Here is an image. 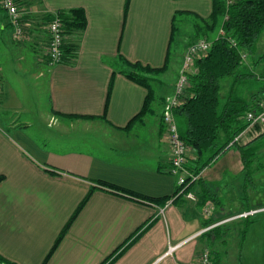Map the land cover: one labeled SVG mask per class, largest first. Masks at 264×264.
<instances>
[{"label": "crops", "instance_id": "crops-1", "mask_svg": "<svg viewBox=\"0 0 264 264\" xmlns=\"http://www.w3.org/2000/svg\"><path fill=\"white\" fill-rule=\"evenodd\" d=\"M19 1L30 13V40H14L0 10V254L17 264H194L212 239L202 232L208 216L198 203L184 197L174 201L179 176L170 172L162 108L153 100L151 111L135 119L148 89L120 71V56L152 67L168 60L159 76L167 74L174 48H182L184 58L193 41H181L199 36V31L184 32L171 40L173 23L185 15L208 19L213 1ZM78 7L86 12V29L66 36L79 43L77 58L49 64L43 45L48 31L40 30L46 16ZM262 85L251 91L245 81L235 86L233 81L231 90L234 86L247 100L258 92L259 106ZM161 87L153 88L155 95L170 94L175 83ZM252 126L239 135L243 144L264 131L263 125ZM204 176L202 171L196 189L200 195L204 184L219 207L221 198ZM238 220L229 230L238 229L241 237L243 219ZM227 232L215 242L226 246Z\"/></svg>", "mask_w": 264, "mask_h": 264}, {"label": "trees", "instance_id": "trees-1", "mask_svg": "<svg viewBox=\"0 0 264 264\" xmlns=\"http://www.w3.org/2000/svg\"><path fill=\"white\" fill-rule=\"evenodd\" d=\"M213 11L208 19H202L205 26L198 25L199 32L202 35L208 32L223 29L226 35L218 34L211 40L212 46L210 50L200 56L196 61V72L190 76V83L187 88V97L183 104L176 108L175 114L181 117L184 121V129H180L181 138L192 148L193 156L190 158L189 168L195 173L202 172L214 159L225 152L232 145L238 146L243 159L244 178L246 182L252 181V176L255 170L263 167V164H258L254 168V159L258 151L264 146V131L251 139L245 144H239L236 138L249 126L242 119V116L248 110L258 109V92L254 93L251 100H247L234 92V86L237 83L245 81L246 78L252 77V73L240 72L241 66L244 64L243 55L247 52L254 53L257 50L259 39L264 31V0H235L232 3H227L226 0H212ZM0 10H2L0 8ZM57 14L61 17L64 23V32L66 36L77 34L80 36L87 26V16L84 8H71L59 10ZM53 14L46 16V19L51 20ZM219 29V30H220ZM175 27L173 23V34L171 40H174ZM233 39L235 44L230 40ZM63 63H73L77 58L79 43L74 41H65L64 44ZM120 61H123L120 71L123 72L131 80L147 87L148 94L141 113L135 119L150 112L152 102L154 100V90L147 74H161L168 68V60L162 67H152L144 65L137 61L132 62L120 56ZM234 76V86L227 97L225 104L221 108V87L222 80L225 77ZM264 78V75L261 76ZM264 86V85H262ZM261 92V91H259ZM221 134L225 138H221ZM232 143V144H231ZM3 176H0V181ZM202 181L199 179L198 183ZM109 187L116 186L108 183H103ZM192 189V185L190 187ZM203 192L199 195V205L202 206L208 201H212L218 205V198L207 187L202 185ZM179 188H177L175 194ZM89 195L84 199L79 209L87 201ZM182 196H178L174 201H178ZM168 197L162 198L166 200ZM161 201V200H158ZM262 208V207H261ZM79 209L66 225L61 236L54 245L52 251L57 246L62 236L65 234L68 226L77 215ZM256 208H248L244 211H249ZM243 212V211H242ZM241 213V212H240ZM255 215L242 218L244 227L241 229V238H244L247 229L246 226L251 222ZM239 214V213H238ZM222 220V219H221ZM219 220L209 218L205 222V227ZM142 227L128 244H131L150 224ZM222 224L217 225L210 230L205 231L209 237L221 238L224 235ZM51 251V252H52ZM217 252H212L213 264H219V256ZM0 263L17 264L12 262L0 254Z\"/></svg>", "mask_w": 264, "mask_h": 264}, {"label": "rangeland", "instance_id": "rangeland-1", "mask_svg": "<svg viewBox=\"0 0 264 264\" xmlns=\"http://www.w3.org/2000/svg\"><path fill=\"white\" fill-rule=\"evenodd\" d=\"M3 13L5 12L3 11ZM3 13L0 14V25L3 21ZM38 24H41V22ZM197 24L205 26V22L193 15H185L183 17H179V19L177 18L174 25V39L179 38V35L184 32L186 35L189 34L190 36L196 34L199 31ZM219 29H217L216 32L210 31L205 35H202V33L199 32V36H197L194 40H188L187 42L181 41V43L187 45L192 41L194 42L202 38L212 40L218 34V32L220 33ZM9 30L8 32H5V36L7 38L8 34L10 36L11 32V30ZM40 30L45 34L47 33L45 24L41 26ZM10 42H13L11 44H17V42L12 39ZM45 44L46 42L43 43L44 48ZM181 45L183 46V44ZM25 46L30 48L28 43H26ZM181 49L182 48H179L177 51L176 47L174 48L172 54L173 58L170 64L173 69L169 70L167 74L162 76H159V74H147L148 78L150 79V83L155 90L158 91L159 88H162V82L165 84L170 83L171 81L172 84L176 83L184 60L180 51ZM45 51L46 50L44 49V54ZM120 63L123 64L124 67L126 66L123 61H120ZM239 71L242 73L253 74L252 77L245 79V82L248 84V86H250L249 90L257 91L258 88H262L260 85L264 84V78H261V76L264 75V34L260 38L257 50L254 53L247 52V59L244 61V64L241 66ZM234 78V76H228L222 80L221 102H224L230 95ZM173 92L168 95L173 94ZM168 95H164L162 93H160V95L159 93L157 95L153 94L154 101H159L158 105L160 107L157 108L158 110L161 111L162 108L163 112V105ZM182 122L184 123L183 119L181 117H177L179 129L182 127ZM253 126L261 125L256 124ZM252 137L249 139H252ZM239 138L238 143L243 144V140ZM220 156L221 155L214 159L203 170V175L205 174L204 177L206 178V181L211 186V189L219 195L222 201L219 207L213 202H207L201 206V212L202 214L204 213V215H206L204 212L205 205L210 203V205L214 208L213 214L208 217L207 220H209V218H214L215 220L220 219V221H222L231 217L227 215L237 213L244 209L264 207V146L258 151L253 163L254 168H256L258 164H263V167L255 170L251 179L252 181L248 182H246L244 178L243 159L238 146L234 145L229 151H227V153H224L221 157ZM197 185H199L198 181L192 185L191 189L197 195V200L190 201L199 204L200 199L199 192L196 189ZM244 222L245 221H242V224L240 225L241 228L244 227ZM237 223H239V220L233 219L226 221L221 225V228H223L222 230H224L225 233L230 231L228 234L229 241L226 246L215 242L217 238L212 236V239L208 241L209 246H206L205 249L209 250L212 254L214 248H218L217 250L219 251V254L223 257L219 264H264V213H260L252 218L251 222H249L246 226L247 232L244 238H241L238 235V229H236V232L229 230V228L235 226ZM224 252L227 254H224Z\"/></svg>", "mask_w": 264, "mask_h": 264}, {"label": "built area", "instance_id": "built-area-1", "mask_svg": "<svg viewBox=\"0 0 264 264\" xmlns=\"http://www.w3.org/2000/svg\"><path fill=\"white\" fill-rule=\"evenodd\" d=\"M235 0H226L227 3H232ZM0 8L6 13V17L13 28V38L18 42L30 40L33 37L32 21L30 13L20 3L19 0H0ZM48 31V39L45 44V58L49 64L62 63L64 55V44L66 35L64 32V23L61 17L55 13L51 20L45 23ZM221 35H226L223 29H220ZM233 44L235 41L230 40ZM212 46L211 40L198 39L192 42L185 53L183 65L180 68L178 79L175 83L174 92L166 97L163 105L162 121L165 125L168 134L169 143L171 146V169L172 174L178 175V191L175 198L182 196L188 200H197V195L191 190V185L199 181L202 172L195 173L189 168L190 152L192 148L181 138L180 129L177 123V116L175 114L176 108L181 106L187 97V88L190 83V76L196 72V61L200 56L206 54ZM247 57L243 55V60ZM249 126L254 124H261L264 126V101H262L257 110H248L243 116ZM239 136L236 138L238 140ZM232 144V143H231ZM214 208L209 204L205 205L204 212L210 217L213 214ZM264 211V207L243 211L239 214L233 215L228 219L215 222L202 229V232L210 230L211 228L222 224L226 221L245 218L255 215L258 212ZM172 247L171 249L175 248ZM213 256L207 249L201 251L194 262V264H213ZM4 264V263H2Z\"/></svg>", "mask_w": 264, "mask_h": 264}]
</instances>
